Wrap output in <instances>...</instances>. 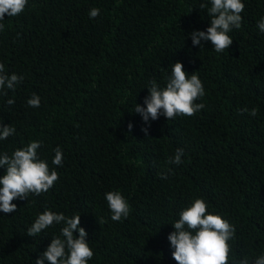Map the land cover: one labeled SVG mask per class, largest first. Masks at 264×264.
<instances>
[{"label":"trees","instance_id":"obj_1","mask_svg":"<svg viewBox=\"0 0 264 264\" xmlns=\"http://www.w3.org/2000/svg\"><path fill=\"white\" fill-rule=\"evenodd\" d=\"M241 2V27L222 53L189 35L210 26V0H28L0 21V63L23 76L0 91V126L15 128L0 154L40 141L38 158L59 176L47 192L14 199L16 212L0 211V264H35L61 236L62 224L27 235L45 210L79 215L87 264H176L167 237L197 198L235 228L229 264L264 254V0ZM177 61L201 80L204 108L144 122L136 104L152 83L166 85ZM33 94L39 107L27 104ZM57 147L62 165L52 163ZM181 148L183 162L170 164ZM108 191L125 198L126 218L111 219Z\"/></svg>","mask_w":264,"mask_h":264},{"label":"clouds","instance_id":"obj_2","mask_svg":"<svg viewBox=\"0 0 264 264\" xmlns=\"http://www.w3.org/2000/svg\"><path fill=\"white\" fill-rule=\"evenodd\" d=\"M28 0H0V21L7 17H16L21 14ZM201 8L206 5L202 3ZM244 4L241 0H210L207 7V15L210 17V26L206 31L194 30L191 36L192 44L202 46L201 41H210L212 48L222 53L232 44L229 33L241 27V13ZM99 15V9L92 8L89 18ZM4 24L0 23V31L4 30ZM260 32L264 33V17L257 22ZM23 76L15 73L7 74L4 64L0 63V91L5 88L15 90ZM148 89V95L144 98L143 106L136 104L134 112L138 113L144 122L149 119L156 120L163 115L167 120L177 116H193L204 108L203 103H196L204 96V88L198 75L193 72L190 76L184 71L183 64L174 62L171 74L167 78L164 87L152 83ZM13 99H8L7 104L12 105ZM30 107H39L40 98L33 94L27 100ZM241 113L248 112L251 116L257 114L255 108L246 107L239 110ZM132 125L129 123L128 129ZM147 135V128L143 129ZM15 132L10 125L0 126V140L7 139ZM40 141L33 140L26 146L17 148L11 155L0 154V167L5 172L0 176V211L14 213L17 210L14 199H27L28 195L47 192L59 179L55 170L49 169L46 161L38 158L37 150ZM52 160L54 165H62L63 156L59 147L55 150ZM183 149H177L174 156L169 157L170 164H181ZM161 179H167L164 173ZM108 208L111 211V219L120 221L129 214V205L125 198L117 191L105 193ZM54 224H62L61 236L51 239L46 249L35 260V264H87L93 257V251L88 245L84 228L80 227L79 215L71 218L62 213H54L45 210L40 213L31 227L27 229V235L36 237ZM174 231L170 232L167 239L173 249L171 256L176 264H229L231 251L229 241L234 238L235 228L227 220L218 214L209 213L207 204L203 199H195L188 207L182 209L178 219L172 223ZM74 232L78 235H74ZM237 264H264V254L249 260L244 257Z\"/></svg>","mask_w":264,"mask_h":264}]
</instances>
